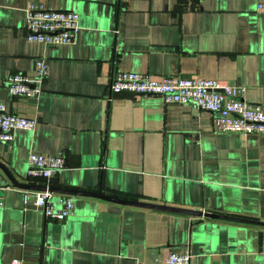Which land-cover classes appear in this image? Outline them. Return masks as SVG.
I'll return each instance as SVG.
<instances>
[{"label":"crops","instance_id":"crops-1","mask_svg":"<svg viewBox=\"0 0 264 264\" xmlns=\"http://www.w3.org/2000/svg\"><path fill=\"white\" fill-rule=\"evenodd\" d=\"M256 0H0V104L34 118L0 143L23 184L103 195L264 223V135L217 132L215 114L159 96L110 93L121 72L208 79L264 107V14ZM79 15L70 45L24 38L29 4ZM48 75L37 100L13 97L10 75ZM30 154L60 156L51 178H29ZM0 264H264V226L71 196L73 216L44 217L0 170ZM54 195H63L55 194ZM43 224V232L40 233Z\"/></svg>","mask_w":264,"mask_h":264},{"label":"built area","instance_id":"built-area-1","mask_svg":"<svg viewBox=\"0 0 264 264\" xmlns=\"http://www.w3.org/2000/svg\"><path fill=\"white\" fill-rule=\"evenodd\" d=\"M255 11L264 14V0L255 1ZM78 23L79 15L75 12L47 10L42 5L31 3L24 10V38L29 43L46 47L70 45L79 29ZM47 75L48 65L37 59L31 80L24 74H13L7 78L5 85L13 97L37 100ZM109 90L114 95L159 96L167 105H189L195 110L208 111L215 114L213 125L220 133L264 135V107L240 100L243 89L223 81L175 76L156 80L147 74L121 72L115 74ZM36 123L34 118L8 113L0 104V143L11 144L15 131H32ZM27 166L29 178L49 179L65 166V161L55 155L30 154ZM34 197V207L48 219L61 222L73 216V198L69 195L36 192ZM190 259L188 251L184 254L172 253L161 264H190ZM10 264H21V261L14 259Z\"/></svg>","mask_w":264,"mask_h":264},{"label":"water","instance_id":"water-1","mask_svg":"<svg viewBox=\"0 0 264 264\" xmlns=\"http://www.w3.org/2000/svg\"><path fill=\"white\" fill-rule=\"evenodd\" d=\"M0 170L5 174L10 185L13 188L33 194L32 197L24 199V202L28 204H33L34 199H35L34 193L49 192V193L63 194V195H69V196L98 198V199H102V200L112 202L115 204H119V205H123V206L158 210V211H164V212H173V213H179V214H184V215H189V216L206 217V218L217 219V220H226V221L240 222V223H246V224H255V225L257 224V225L264 226V223L246 221V220H241V219H236V218H229V217H224V216L215 215V214L202 213L200 211L187 210V209H181V208H176V207H169L165 205H154V204L142 203V202H137V201L119 199V198L103 195L101 192H87V191L60 189V188H53V187H46V186L23 184V183H19L11 175V173L6 169V167L2 165L1 163H0ZM1 196H2V192H0V197ZM42 217L44 216L41 213V218ZM41 232H43V224L41 225L40 233Z\"/></svg>","mask_w":264,"mask_h":264}]
</instances>
